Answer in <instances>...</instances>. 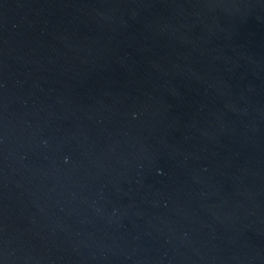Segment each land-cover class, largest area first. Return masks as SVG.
Listing matches in <instances>:
<instances>
[{"label": "water", "instance_id": "obj_1", "mask_svg": "<svg viewBox=\"0 0 264 264\" xmlns=\"http://www.w3.org/2000/svg\"><path fill=\"white\" fill-rule=\"evenodd\" d=\"M0 264H264V0H0Z\"/></svg>", "mask_w": 264, "mask_h": 264}]
</instances>
